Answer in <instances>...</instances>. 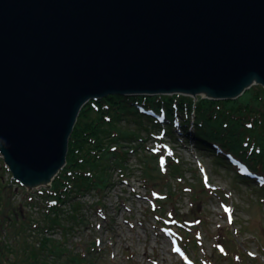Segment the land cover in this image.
<instances>
[{"label":"water","instance_id":"95a60500","mask_svg":"<svg viewBox=\"0 0 264 264\" xmlns=\"http://www.w3.org/2000/svg\"><path fill=\"white\" fill-rule=\"evenodd\" d=\"M264 88V0H0V155L29 192L110 95L237 100Z\"/></svg>","mask_w":264,"mask_h":264},{"label":"rangeland","instance_id":"374dc122","mask_svg":"<svg viewBox=\"0 0 264 264\" xmlns=\"http://www.w3.org/2000/svg\"><path fill=\"white\" fill-rule=\"evenodd\" d=\"M236 102H242L247 108H253V104L256 107V103L261 102L264 108V91H261L260 87L252 88ZM158 103L160 105H151L146 101L141 104H146L145 107L154 111L166 106L163 101ZM185 108L188 107H180L181 110ZM237 110L233 119L244 116L243 113H239L244 110L240 108ZM257 112L261 113V109ZM145 116L146 114L142 115L144 118ZM206 116L209 121H220L215 116ZM251 121L253 122V118ZM126 127L134 128L133 125ZM228 130L229 128L226 133ZM144 134L141 132L138 137L142 138ZM155 136L160 137L158 133ZM147 137L150 139V135ZM221 142L227 146L224 140ZM157 146L162 148L163 140H157ZM177 146H179L177 154L182 163L178 167L183 176L181 183L179 179L177 180V174L172 179L165 180L161 175L160 178L147 182L145 180L147 176L143 174V160L139 162L138 157L129 154L127 163L131 171L127 172L129 174L125 178L131 181V186L123 183L116 172L112 176V186L105 187L103 191L92 192L83 199L76 197V191L69 193L70 202L61 207L59 214L62 212L68 214L69 207L70 212L73 211L75 207L73 203L76 201L83 203L84 218L78 229H68L70 222L67 219L62 229L53 226L50 221V218L57 216V213H52L54 206L49 202L55 199L50 194L55 189L53 186L55 180L51 185L53 187L48 191L42 188L29 192L13 179L0 155V264H24L31 260L30 256L35 261L31 252L46 249L44 252L47 253L49 249L54 250V245L57 244L62 248V254L58 256L40 254L41 259H38L37 264H43L44 259H48L49 264H155L154 260L159 264L175 263L170 245L165 239L163 241L158 231L164 226L157 223V228L155 227L156 218L150 212L149 205L144 202L155 181H158L155 183L157 189L169 194L165 201L167 204H164L166 208L164 216L172 211L178 217L196 223L191 237L193 241L188 243V240H185L187 236H183L187 244L183 245L187 248V259H190L192 264H264V189L258 184L264 181L262 153L258 154L259 161L262 159L260 163L262 166H257L256 182L243 177L242 174L236 175L234 168L228 170L222 166L228 163L218 165L210 158L211 156L207 158L204 155L199 156L192 140L187 144V148H183L181 143H177ZM227 147L225 148L229 151ZM198 159L207 172L208 181L196 167ZM163 161L164 158L160 157L159 162ZM155 162L152 161V164ZM241 171L242 169L240 173ZM186 186H189L188 191H185ZM132 187L136 191L135 194L140 196L146 194L143 196L144 200L136 197ZM66 194L67 192L65 198ZM122 202L129 207L128 211L121 205ZM99 210L108 214L107 222H103L99 217ZM81 217L79 215L77 220L79 221ZM125 218H130L135 226L125 223L127 221ZM167 219L174 223L172 218ZM100 224L103 225L101 231L98 228ZM173 227L178 230L176 223ZM46 228L49 231H46ZM166 228L171 235L179 233L174 232L171 225H167ZM182 232L180 231V234ZM72 234L73 245L65 243L62 246L60 239L70 238ZM97 238H101V245L96 244ZM43 240L48 241L41 246L40 242ZM163 246L165 255L162 251ZM169 255L172 259H169ZM177 264H185V259H179Z\"/></svg>","mask_w":264,"mask_h":264},{"label":"trees","instance_id":"16d2710c","mask_svg":"<svg viewBox=\"0 0 264 264\" xmlns=\"http://www.w3.org/2000/svg\"><path fill=\"white\" fill-rule=\"evenodd\" d=\"M256 87H260L261 91H264V88L261 86H255L253 89ZM145 101L151 105H160L158 102L163 101L168 112L172 111V105L174 103L179 104L180 107H189V109L192 108L193 105L192 99L183 96L156 98L110 95L97 101H91L83 108L79 116L77 125L69 142L67 165L55 179L53 184L55 189H53L50 194L54 197L59 196L63 201V196L66 192V197L68 199V194L72 191H76L80 194L91 185L98 188L104 187L112 170L111 168L116 165V163L120 167L124 164L126 160V155L122 154V152L125 153L124 147L130 148L132 144L141 146L140 137H138L139 133L146 131L148 127L156 125V123L151 120L149 121L146 117H142V114H140L136 106L137 103L141 104ZM218 105L224 109V111H219L218 117H216L220 119V121H209L206 118L207 116L204 115L212 116L215 112L213 111L214 106ZM238 108L244 110L239 112L243 113L244 116H241L239 119H233L232 117L234 113L238 112ZM259 109H261V113L257 112ZM225 112L231 116H228ZM197 118L203 121L202 127L215 128L218 131L223 127L221 126L222 121L230 120V123L226 126L228 127V125H230L225 137L232 139V141L241 147L246 137H253L252 140L246 141L248 142L247 146L253 143V152L251 150H247V152L251 157L253 156L252 158L255 164L261 165L262 159L259 161L257 154L261 152V157L264 159V108L261 102H257L256 107L253 104V108H247L242 102L227 101L216 103L210 100H201L197 104ZM252 118L253 122L251 121ZM246 121H251L249 122L252 124L250 129L245 126ZM126 125H133L134 128H127ZM238 129L241 131L240 134L242 133L241 137L239 136ZM209 133L212 136L215 135V133H211V131H209ZM210 135L207 136L211 137ZM197 137L205 138L204 135L202 136V133L199 132L197 133ZM119 146L123 148L121 153L118 152V149L121 148ZM203 146L206 147V145ZM152 161L153 159L150 157H144L145 175L151 174L154 170V167L151 166ZM69 201L68 199V202ZM73 210L74 212L67 210L68 214H66V212L59 214L61 212V206H54L51 211L52 213H57V216L55 218H50L52 225L59 227L64 225L66 219H75L77 208L74 207ZM51 211L48 210V212ZM47 241L48 240H43L40 242L42 243L41 246ZM44 250L46 249H39L38 252L35 253L31 252L35 257V261H33L32 256H30L31 260L29 262H24V264H37L42 255L47 256L48 254H54L58 256L62 254L63 251L59 244L54 245V250H47V253H45ZM75 261L76 259L74 258V262ZM42 263L49 264L48 259H44Z\"/></svg>","mask_w":264,"mask_h":264},{"label":"bare ground","instance_id":"6f19581e","mask_svg":"<svg viewBox=\"0 0 264 264\" xmlns=\"http://www.w3.org/2000/svg\"><path fill=\"white\" fill-rule=\"evenodd\" d=\"M140 97H151V96H146V95H140ZM220 102H225V101H216V103H220ZM222 109L221 106H214V110L215 112L220 111ZM205 116V115H204ZM176 120V117H171L170 118V123H175L174 121ZM211 133H217V131H211ZM162 251L163 254L165 255V246L162 247ZM171 255H169V258L171 259L172 257H170Z\"/></svg>","mask_w":264,"mask_h":264}]
</instances>
